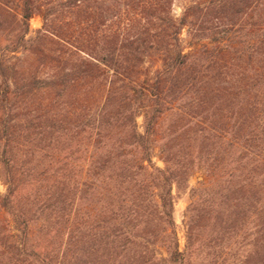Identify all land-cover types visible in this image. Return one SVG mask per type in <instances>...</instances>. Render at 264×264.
<instances>
[{"label":"trees","instance_id":"obj_1","mask_svg":"<svg viewBox=\"0 0 264 264\" xmlns=\"http://www.w3.org/2000/svg\"><path fill=\"white\" fill-rule=\"evenodd\" d=\"M18 1L13 13L0 0V37L9 15L20 30L0 41L8 262L264 264V0H205L180 17L173 0ZM94 7L84 47H67L53 17ZM212 12L224 30L206 24ZM35 15L43 27L27 38ZM26 51L47 75L12 61ZM40 91L54 96L36 105ZM196 172L182 250L173 191Z\"/></svg>","mask_w":264,"mask_h":264},{"label":"rangeland","instance_id":"obj_2","mask_svg":"<svg viewBox=\"0 0 264 264\" xmlns=\"http://www.w3.org/2000/svg\"><path fill=\"white\" fill-rule=\"evenodd\" d=\"M6 1L7 2L5 3L7 4V7H9L13 13L19 12L20 3L18 0H6ZM203 1L205 0H173V6H172L173 14L176 17H180L183 14L185 8L195 3L202 4ZM96 12L97 9H95L94 7L92 12V17L90 18L88 17L89 16L88 14H82V13L79 14L76 11L67 13L66 11L62 12V10H59L58 13L53 17L54 25L57 27H62V29H60L62 36L64 35L63 36L64 39L69 41L70 43V44L68 43L67 47L73 49L71 44L78 47H84V45L87 42V38L89 37L88 35L89 32L91 31V29L94 28L93 26H96V24L98 23V21L95 20ZM216 16L219 17V15H217L214 12L208 15V17L206 18L208 22L206 24L213 26L215 25L217 26L216 29L224 30V27L227 25L228 20L225 19L221 20V18L218 17L216 18ZM9 19L10 21L7 24V30H5L3 35H1L0 37V41H3L2 48H4V46L9 42L4 40V38L8 37L15 40L18 38V35L20 34V30L14 24V18H12L9 15ZM91 23L93 24V26ZM42 27H43V18L40 15H35V17H33L30 20V32L27 38L34 37L36 35V31ZM209 35L210 34H206V36H204L205 38L201 40V43H209L211 41L210 38H213V36L211 35L208 38ZM221 35H223V33ZM98 38L100 39V35H98ZM182 38L185 44L188 43V41H191L188 35L187 28L183 30ZM92 43L93 44L96 43L95 38L93 39ZM96 47L100 49V45L97 44ZM15 55L17 56V58L19 57V59L12 58L13 62L20 63V66L22 65L28 67L31 71H38L39 75H43V76L47 75L49 70H44L43 67L39 66V61H38L39 57L36 54L34 53L31 54L29 51H26L24 54L18 52ZM53 96H54L53 92L40 91L31 98V102L38 105V103H41V101H47L49 99L51 100ZM66 100L72 102V99L67 98ZM142 120H143L142 117L138 119L139 124H142ZM153 162L158 167L165 168V163L163 161L159 147H156L154 150ZM203 178H204V174L202 172H196L192 177H190L187 185H184L181 188L174 187V191H173L175 196L174 218L176 221L178 238L182 250H184L186 246V228L184 225V219H185L187 206L190 201V191L191 188L196 187L199 184V181L202 180ZM5 192H6V186L0 179V195H3ZM1 212L4 218H8V220L11 221V219L8 217V215L5 213L4 210H2ZM16 234H18L17 231ZM251 247H253V245H243L242 248L240 249V253L241 252L248 253ZM216 248L217 249L220 248V245H218ZM234 251L235 249L232 250V252ZM1 254H4V256L2 257ZM11 254L12 252L10 249H7L4 246H0V264H34L33 263L34 261H31L32 259H27V258L24 261L20 260L17 261L16 263H13L11 261L8 262L9 258L7 259V257ZM205 256H206L205 253H202V255L199 257L195 256L194 264H214L211 263L212 260L211 257L206 258ZM215 264H220V263H215ZM242 264H263V262L260 258V255L255 254L250 257L249 261Z\"/></svg>","mask_w":264,"mask_h":264}]
</instances>
